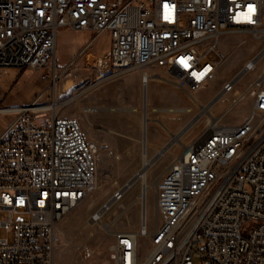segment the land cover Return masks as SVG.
<instances>
[{"label": "built area", "instance_id": "built-area-1", "mask_svg": "<svg viewBox=\"0 0 264 264\" xmlns=\"http://www.w3.org/2000/svg\"><path fill=\"white\" fill-rule=\"evenodd\" d=\"M262 6L264 0H0V69L41 71L45 91L57 75L59 29L88 30L90 43L106 32L109 68L156 67L168 77L161 79L193 96L226 59L219 44L224 34L262 35ZM248 61L207 103L232 94L230 106L155 181L151 231L145 182L137 197L139 228L114 233L110 264H194V257L197 264H264V65L238 90V80L256 65ZM149 78L142 74L144 87ZM41 95L13 108L0 100V112L15 113L0 133V264H54L53 251L62 245L57 224L95 185L94 144L76 117L59 115L55 102L40 105ZM246 96L251 105L241 122L221 125ZM129 186L119 187L92 221Z\"/></svg>", "mask_w": 264, "mask_h": 264}, {"label": "rangeland", "instance_id": "rangeland-1", "mask_svg": "<svg viewBox=\"0 0 264 264\" xmlns=\"http://www.w3.org/2000/svg\"><path fill=\"white\" fill-rule=\"evenodd\" d=\"M74 31L79 43L90 38L88 30ZM219 44L226 59L217 67L214 78L202 84L193 96L161 79L158 73L151 75L146 94L141 98V93L137 94L125 74L100 66L104 54L110 50L106 32L95 39L94 46L100 49L99 52L87 49L66 66H56L57 77L39 103L48 105L55 102L59 115L76 117L80 121L87 140L96 148L97 170L90 195L57 224L62 245L53 251L54 264H110L109 247L114 242V233L118 230L137 231L139 228L140 204L137 197L142 187L140 178L137 176L130 183L122 198L105 210L100 221H92L91 216L121 187L120 178L126 166L135 162L140 166L144 164L145 157L148 161L150 149L147 147L146 152V140L156 144L171 141L150 166L141 170H148L145 182L150 187L146 193V217L147 229L153 230L155 181L184 146L208 126L206 119L214 122L213 117L230 106L232 94L219 96L212 106L203 104L205 98L230 80L248 59H255L256 65L238 80V90L252 82L264 65V53L258 56L264 50V31L258 38L247 33H226ZM63 47V42H59L58 56ZM23 73L14 67L0 69L1 98L16 100L21 96L18 91L25 77ZM162 77L168 78L166 75ZM250 105L251 98L246 96L222 116L220 124H239ZM144 107L147 113L143 117ZM187 123V128L177 134ZM24 219L28 217L24 216ZM1 235L6 233L2 231ZM138 242L142 256L146 250L145 241L139 237ZM200 261L199 257L193 258L194 264Z\"/></svg>", "mask_w": 264, "mask_h": 264}, {"label": "crops", "instance_id": "crops-1", "mask_svg": "<svg viewBox=\"0 0 264 264\" xmlns=\"http://www.w3.org/2000/svg\"><path fill=\"white\" fill-rule=\"evenodd\" d=\"M75 32L76 31L68 28H61L57 31L56 40H55L56 42L55 53H54V61L57 67L66 66L71 61L79 58V56H81V54L87 49L99 52L100 49L94 46L95 40L90 43V39L92 37V33L90 31H88L90 34V38L84 43H79L76 41ZM59 42H63V46H64L63 47L64 49L62 48L60 56H58L59 54L57 53V47ZM101 51L103 50L101 49ZM21 70L24 72L23 74H25V77L22 79L20 83V89L18 91L20 92L21 96L18 95L19 97L16 100L8 99L5 96L2 98L0 97L3 106L12 107V108L20 107L27 105L29 102L35 99L40 93H42V95L39 99L45 96L47 90L45 91L43 90L46 86V81L41 79L39 71L29 70V69H21ZM155 70H158V72ZM120 72L125 74L126 78L132 83L133 89L137 92V94L140 95L141 93L140 95L141 98L146 94V86L147 84H149L148 81L151 78L152 74L159 73L160 76H165L164 75L165 73L161 69L151 66L131 69L127 71H120ZM144 72L150 75V78L147 80L145 87L142 85V80H141V76ZM223 83L220 86H218V88H216L212 92V94H210L205 98V102L203 104L208 103L211 99H213L216 96V94L222 87ZM14 114L15 113L13 112H0V133L12 121ZM170 131H175V130L170 129ZM164 144L165 142L156 144V143L148 142L146 140V152L148 147L150 149L149 156L153 157L162 148ZM141 165L139 166V164L135 162L129 166H126L120 178V185L123 186L125 183H127L129 179H131L133 175L140 169Z\"/></svg>", "mask_w": 264, "mask_h": 264}, {"label": "bare ground", "instance_id": "bare-ground-1", "mask_svg": "<svg viewBox=\"0 0 264 264\" xmlns=\"http://www.w3.org/2000/svg\"><path fill=\"white\" fill-rule=\"evenodd\" d=\"M260 15H264V6H262V7H260ZM102 61H103V63L100 65L101 67H103V68H105V69H107L108 68V66H107V64L105 63V60H103V59H101ZM248 60H250V59H248ZM247 60V61H248ZM246 61V62H247ZM245 62V63H246ZM249 62V61H248ZM253 63V61H250L249 62V64H252ZM99 66V65H98ZM57 77V75H55L54 77H53V80L55 79ZM53 80H52V83H53ZM147 113V110H146V108L144 107L143 108V117H144V115ZM144 120H145V118H144ZM206 122H207V125H212L213 124V121H210V119L209 118H207L206 119ZM143 127H145V122H143ZM198 139H199V136L195 139V140H193L192 142H196V141H198ZM144 157V156H143ZM147 162H149L147 165H146V163ZM143 163L145 164V168H147L148 167V165L150 166L151 165V163H152V160H148L147 161V158L145 157V158H143ZM147 166V167H146ZM143 167V168H144ZM142 168V169H143ZM148 171V170H147ZM147 171H141V172H139V174H138V177L140 178V183H141V189H142V193H141V196L143 197L144 196V193H145V178H146V174H147ZM103 210V209H102ZM102 210H100V211H97V212H95L94 213V215H95V217H98L99 215H100V213L102 212ZM91 218H92V216H91Z\"/></svg>", "mask_w": 264, "mask_h": 264}, {"label": "water", "instance_id": "water-1", "mask_svg": "<svg viewBox=\"0 0 264 264\" xmlns=\"http://www.w3.org/2000/svg\"><path fill=\"white\" fill-rule=\"evenodd\" d=\"M264 53V50H262L259 54H258V56L259 55H261V54H263ZM190 123V122H189ZM189 123H187L177 134H181L186 128H187V125L189 124ZM171 144V141H169L168 143H166L158 152H157V154L154 156V157H152L151 158V160H154L155 159V157H157L159 154H161L162 152H164L167 148H168V146ZM140 172V171H139ZM139 172H137V173H135L134 175H133V177L131 178V179H129V181L126 183V185H128V184H130L135 178H136V176H138V174H139Z\"/></svg>", "mask_w": 264, "mask_h": 264}, {"label": "snow or ice", "instance_id": "snow-or-ice-1", "mask_svg": "<svg viewBox=\"0 0 264 264\" xmlns=\"http://www.w3.org/2000/svg\"><path fill=\"white\" fill-rule=\"evenodd\" d=\"M251 7H252V6H251V5H249V9H250V10H251ZM6 199H7V198H6Z\"/></svg>", "mask_w": 264, "mask_h": 264}]
</instances>
